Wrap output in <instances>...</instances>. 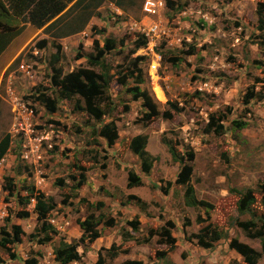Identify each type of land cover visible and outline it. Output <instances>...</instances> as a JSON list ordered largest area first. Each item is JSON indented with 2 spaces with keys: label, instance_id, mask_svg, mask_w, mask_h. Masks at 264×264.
<instances>
[{
  "label": "rangeland",
  "instance_id": "obj_1",
  "mask_svg": "<svg viewBox=\"0 0 264 264\" xmlns=\"http://www.w3.org/2000/svg\"><path fill=\"white\" fill-rule=\"evenodd\" d=\"M163 1L150 17L144 0H104L80 33L64 38L72 13L52 28L26 25L0 55V140L10 136L0 161V264H60L61 241L81 255L69 264H244L229 248L233 239L264 264L259 239L237 226L250 219L237 208L248 191L264 220V32L256 14L264 0ZM81 72L102 89L91 109L81 94L62 97L63 81ZM110 123L113 142L101 133ZM138 135L154 159L148 175L129 149ZM183 166L195 198L213 209L185 204ZM130 171L141 185L128 187ZM37 196L51 205L46 215ZM89 217L99 223L92 242L79 225ZM47 223L55 233L40 244ZM208 223L226 237L205 249L198 241Z\"/></svg>",
  "mask_w": 264,
  "mask_h": 264
},
{
  "label": "trees",
  "instance_id": "obj_2",
  "mask_svg": "<svg viewBox=\"0 0 264 264\" xmlns=\"http://www.w3.org/2000/svg\"><path fill=\"white\" fill-rule=\"evenodd\" d=\"M88 0H0V55L7 49L11 42L21 34L24 26L30 25L34 29L40 30L42 28H52L65 21L66 15L71 16L70 26H73L69 32L63 31L59 34V38H64L74 34L80 33L83 28L86 26V23L96 14V10L99 5L104 0H96L95 4H87ZM115 3L117 6L122 7L124 0H108ZM166 8V6H165ZM258 26L257 30L264 32V3H259L256 10ZM76 15V16H73ZM69 21V20H68ZM112 42L107 41V46H110ZM90 61L93 64H99L101 68H104V64L99 62L98 59L94 57H89ZM54 60H57V57H54ZM108 72L105 73L107 76ZM82 76L85 77L88 82L82 79ZM94 76L91 74H85L83 72L78 75H70L65 81H63V93L62 97L65 99H72V92L81 94L87 100V105L90 107V101L96 96L99 91L102 89L95 83L93 79ZM106 82V81H105ZM105 85L107 84L104 83ZM140 96L143 97L144 107L150 106V98L148 94L142 93ZM50 109H54L53 106ZM94 109V110H93ZM94 113L98 116V110L92 108ZM238 128L244 127L245 124L241 122H235ZM102 136L106 137L108 142H113L117 139V131L114 124L110 123L104 126L102 130ZM147 137L144 135H138L134 137L130 144L129 149L131 153L138 158L140 161L141 171L144 175H148L153 166V157L146 151ZM166 145L169 143L163 141ZM10 148V136L8 134L4 135L0 140V161L6 155L7 151ZM171 148V155L175 161H178V158ZM191 173V168L189 166H183L182 171L179 175L178 183L181 185H186L185 191V204L188 207H204L207 210L213 209V206L203 200H197L194 195V189L192 186L188 185L189 175ZM141 180L134 171H130L128 174V187L132 188L135 186L141 185ZM258 189L261 193V205L264 206V184H260ZM29 190V189H28ZM43 197H36L35 208L41 215H46L51 211V205L49 202L41 200ZM51 201V199H49ZM256 203L255 198L251 194V191H248L243 195L239 200L237 208L238 212L241 215H248L250 219L248 221L238 222L237 226L245 233L246 237L259 239L262 252L264 253V220L258 218L254 215L251 210V207ZM102 206V204H98ZM80 228L83 230L82 239H88L92 242L99 237L97 231V226L99 225L98 221L94 220L93 217H89L83 222H79ZM104 225L112 226L113 222H105ZM133 229L136 230V223H131ZM40 232L43 234V238L40 242L46 243L51 239V235L55 233V230L51 224H42ZM203 236L200 237L198 245L209 249L213 247L214 243L219 242L221 239H224L226 236L222 232H218L211 223H208L207 226L201 230ZM207 239V240H206ZM13 242L18 241L11 240ZM229 248L236 251L243 258L244 264H257L261 255L259 252L252 249L247 244L241 243L236 239H233ZM55 260L60 264H69V263H79L81 261V255L76 249V246L73 244H68L61 241L59 246L54 250ZM113 256H116V253H113ZM163 257H161L162 259ZM165 264H173L167 259H164ZM25 264H37L33 259L26 260ZM127 264H141L140 262H128Z\"/></svg>",
  "mask_w": 264,
  "mask_h": 264
},
{
  "label": "built area",
  "instance_id": "obj_3",
  "mask_svg": "<svg viewBox=\"0 0 264 264\" xmlns=\"http://www.w3.org/2000/svg\"><path fill=\"white\" fill-rule=\"evenodd\" d=\"M164 8L165 2L163 0H144L143 3V11L150 17L158 16Z\"/></svg>",
  "mask_w": 264,
  "mask_h": 264
}]
</instances>
